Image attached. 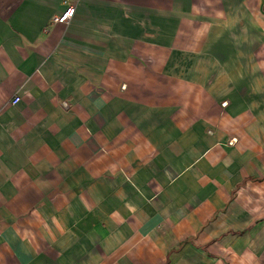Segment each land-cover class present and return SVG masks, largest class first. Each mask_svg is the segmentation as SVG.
<instances>
[{"label": "crops", "instance_id": "crops-1", "mask_svg": "<svg viewBox=\"0 0 264 264\" xmlns=\"http://www.w3.org/2000/svg\"><path fill=\"white\" fill-rule=\"evenodd\" d=\"M0 264H264V0H0Z\"/></svg>", "mask_w": 264, "mask_h": 264}, {"label": "built area", "instance_id": "built-area-1", "mask_svg": "<svg viewBox=\"0 0 264 264\" xmlns=\"http://www.w3.org/2000/svg\"><path fill=\"white\" fill-rule=\"evenodd\" d=\"M65 9L63 10V12L59 15L54 17L51 20V23L53 24H68L71 19L73 18L74 12H75V6L73 4H68L66 2H64ZM20 101V98L18 96H15L12 98L11 100V104L15 105ZM62 106L66 107V103H62ZM235 141V139L230 140L229 144H233Z\"/></svg>", "mask_w": 264, "mask_h": 264}, {"label": "rangeland", "instance_id": "rangeland-1", "mask_svg": "<svg viewBox=\"0 0 264 264\" xmlns=\"http://www.w3.org/2000/svg\"><path fill=\"white\" fill-rule=\"evenodd\" d=\"M207 5L209 6V4H207ZM204 6H206V4Z\"/></svg>", "mask_w": 264, "mask_h": 264}]
</instances>
